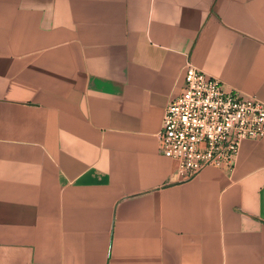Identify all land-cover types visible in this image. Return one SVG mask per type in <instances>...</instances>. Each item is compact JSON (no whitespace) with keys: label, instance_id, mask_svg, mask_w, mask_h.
Wrapping results in <instances>:
<instances>
[{"label":"crops","instance_id":"obj_1","mask_svg":"<svg viewBox=\"0 0 264 264\" xmlns=\"http://www.w3.org/2000/svg\"><path fill=\"white\" fill-rule=\"evenodd\" d=\"M188 61L264 101V0H0V264H264V137L160 152Z\"/></svg>","mask_w":264,"mask_h":264},{"label":"built area","instance_id":"obj_2","mask_svg":"<svg viewBox=\"0 0 264 264\" xmlns=\"http://www.w3.org/2000/svg\"><path fill=\"white\" fill-rule=\"evenodd\" d=\"M264 137V101L224 82L191 61L182 91L166 106L158 134L160 152L176 163L182 181L204 168L231 170L246 139Z\"/></svg>","mask_w":264,"mask_h":264}]
</instances>
